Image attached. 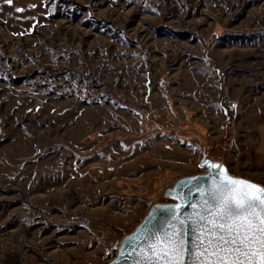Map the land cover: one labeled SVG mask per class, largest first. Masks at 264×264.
Here are the masks:
<instances>
[{"label":"rangeland","instance_id":"rangeland-1","mask_svg":"<svg viewBox=\"0 0 264 264\" xmlns=\"http://www.w3.org/2000/svg\"><path fill=\"white\" fill-rule=\"evenodd\" d=\"M205 155L264 186V0H0V264L109 263Z\"/></svg>","mask_w":264,"mask_h":264},{"label":"snow or ice","instance_id":"snow-or-ice-1","mask_svg":"<svg viewBox=\"0 0 264 264\" xmlns=\"http://www.w3.org/2000/svg\"><path fill=\"white\" fill-rule=\"evenodd\" d=\"M205 166L208 182H179L169 193L179 202L155 209L126 238L121 257L131 251L132 264H264V186L221 164L205 160Z\"/></svg>","mask_w":264,"mask_h":264},{"label":"water","instance_id":"water-1","mask_svg":"<svg viewBox=\"0 0 264 264\" xmlns=\"http://www.w3.org/2000/svg\"><path fill=\"white\" fill-rule=\"evenodd\" d=\"M205 160L210 161V162H213V163H218V164L223 165L222 163H220V162H218V161H214V160L207 159V157H206V155H205V156H204V159L202 160V162H201V164H200V166L204 163ZM223 166H224V165H223ZM205 167L207 168V166H205ZM224 167H225V166H224ZM225 168H226V167H225ZM226 169H227V168H226ZM208 172H209V169L207 168V172H206V173H204V174H200V175H196V176H192V177H203V178H204V181H203V182L207 183V182H208V180H207ZM227 172H228V170H227ZM228 173H229V172H228ZM229 174H230V173H229ZM230 175H231V174H230ZM192 177H186V178H183V179L177 181L176 183H174V185H172L171 188H169V189L165 192V196H166L167 198H170V199L174 200L175 202H172V203H160V204H156V205H154L153 207H151L150 210H149V212H148V214L144 217V219L142 220V222H141V223L135 228V230L132 231L131 233L125 235V236L122 238V240H121V242H120V244H119V247H118V253H117V255H116V256H115V257H114L109 263H107V264H132V253H131V251H129L128 255L125 256V257H121V255H120V253H121V249L125 247V241H126V238L129 237V236H131V235H133V234L137 231V229L140 228L141 225H143V224L145 223L146 218L149 217V215H150L151 213H153V211H154L155 209H157L158 207H161V206H169V205H173V204H175V203H178L179 201L174 197V195H170V194H169L170 191H171L172 189L176 188V187L178 186V183H179V182L184 181V180H186V179H188V178H192ZM234 177H235V176H234ZM245 180H246V179H245ZM248 181H249V180H248ZM251 182H252V181H251ZM253 183H254V182H253ZM258 185H259V184H258ZM161 218H162V214H161L160 217H157V220H159V219H161ZM193 239H194V237H192L191 234H190V235H189V241L191 242Z\"/></svg>","mask_w":264,"mask_h":264},{"label":"built area","instance_id":"built-area-1","mask_svg":"<svg viewBox=\"0 0 264 264\" xmlns=\"http://www.w3.org/2000/svg\"><path fill=\"white\" fill-rule=\"evenodd\" d=\"M224 104L226 105L230 113L234 111V107L231 104L227 103V101H225Z\"/></svg>","mask_w":264,"mask_h":264}]
</instances>
